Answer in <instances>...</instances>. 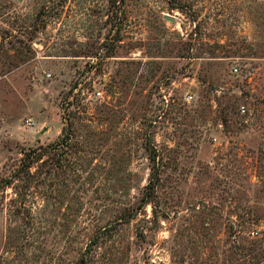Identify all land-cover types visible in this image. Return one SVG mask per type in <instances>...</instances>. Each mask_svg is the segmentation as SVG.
I'll return each instance as SVG.
<instances>
[{
	"label": "rangeland",
	"instance_id": "374dc122",
	"mask_svg": "<svg viewBox=\"0 0 264 264\" xmlns=\"http://www.w3.org/2000/svg\"><path fill=\"white\" fill-rule=\"evenodd\" d=\"M0 264H264V0H0Z\"/></svg>",
	"mask_w": 264,
	"mask_h": 264
},
{
	"label": "trees",
	"instance_id": "16d2710c",
	"mask_svg": "<svg viewBox=\"0 0 264 264\" xmlns=\"http://www.w3.org/2000/svg\"><path fill=\"white\" fill-rule=\"evenodd\" d=\"M67 131H71V130L63 128L61 136L58 138V140L55 143L48 145L44 151L49 150V149H54L59 144L63 143L64 139L69 138L71 133H66ZM41 153H42V151L39 152L38 149H34V150H31L28 153H26L23 160L21 161L20 168L14 173V174H16V175H14V177L17 179L21 178V176L18 175L19 173H21V171H24L29 175L30 174L29 173L30 168H32L33 164H36L37 162L41 161V159L39 158L41 156ZM9 181L10 180H8V182ZM6 182H7V180L5 181V183ZM9 184H10V182H9Z\"/></svg>",
	"mask_w": 264,
	"mask_h": 264
},
{
	"label": "built area",
	"instance_id": "2783aa9c",
	"mask_svg": "<svg viewBox=\"0 0 264 264\" xmlns=\"http://www.w3.org/2000/svg\"><path fill=\"white\" fill-rule=\"evenodd\" d=\"M238 70H237V68H233V72H237ZM101 97V92H96V98H100ZM241 113H244V108L242 107L241 108ZM26 123H27V125L28 124H32L30 121H26Z\"/></svg>",
	"mask_w": 264,
	"mask_h": 264
}]
</instances>
